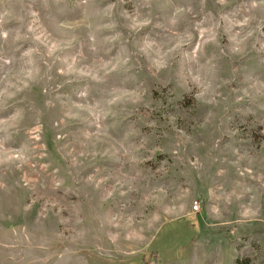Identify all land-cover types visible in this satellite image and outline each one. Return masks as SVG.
<instances>
[{
    "label": "rangeland",
    "instance_id": "obj_1",
    "mask_svg": "<svg viewBox=\"0 0 264 264\" xmlns=\"http://www.w3.org/2000/svg\"><path fill=\"white\" fill-rule=\"evenodd\" d=\"M0 264H264V0H0Z\"/></svg>",
    "mask_w": 264,
    "mask_h": 264
},
{
    "label": "built area",
    "instance_id": "obj_2",
    "mask_svg": "<svg viewBox=\"0 0 264 264\" xmlns=\"http://www.w3.org/2000/svg\"><path fill=\"white\" fill-rule=\"evenodd\" d=\"M198 207H199V204H198V202H194V206H193V208L197 210V209H198Z\"/></svg>",
    "mask_w": 264,
    "mask_h": 264
}]
</instances>
